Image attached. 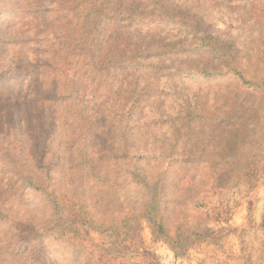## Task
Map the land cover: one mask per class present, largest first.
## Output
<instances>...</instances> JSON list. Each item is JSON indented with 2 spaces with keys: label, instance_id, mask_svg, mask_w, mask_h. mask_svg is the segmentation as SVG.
<instances>
[{
  "label": "rangeland",
  "instance_id": "obj_1",
  "mask_svg": "<svg viewBox=\"0 0 264 264\" xmlns=\"http://www.w3.org/2000/svg\"><path fill=\"white\" fill-rule=\"evenodd\" d=\"M0 264H264V0H0Z\"/></svg>",
  "mask_w": 264,
  "mask_h": 264
},
{
  "label": "trees",
  "instance_id": "obj_2",
  "mask_svg": "<svg viewBox=\"0 0 264 264\" xmlns=\"http://www.w3.org/2000/svg\"><path fill=\"white\" fill-rule=\"evenodd\" d=\"M238 75H240V77H242V79H244V81H246V83H251L250 81H248V80H245V78H244V76L241 74V72H238ZM159 231L161 232V233H163L164 234V228H163V226H159Z\"/></svg>",
  "mask_w": 264,
  "mask_h": 264
}]
</instances>
